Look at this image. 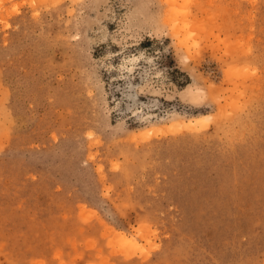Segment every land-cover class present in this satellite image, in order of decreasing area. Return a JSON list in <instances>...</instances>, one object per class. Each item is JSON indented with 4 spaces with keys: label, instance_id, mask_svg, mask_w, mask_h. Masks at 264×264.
<instances>
[{
    "label": "rangeland",
    "instance_id": "rangeland-1",
    "mask_svg": "<svg viewBox=\"0 0 264 264\" xmlns=\"http://www.w3.org/2000/svg\"><path fill=\"white\" fill-rule=\"evenodd\" d=\"M0 264H264V0H0Z\"/></svg>",
    "mask_w": 264,
    "mask_h": 264
}]
</instances>
